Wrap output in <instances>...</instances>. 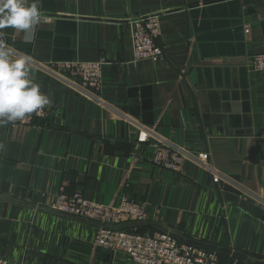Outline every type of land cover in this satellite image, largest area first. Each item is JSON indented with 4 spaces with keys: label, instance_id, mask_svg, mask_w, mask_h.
<instances>
[{
    "label": "crops",
    "instance_id": "crops-1",
    "mask_svg": "<svg viewBox=\"0 0 264 264\" xmlns=\"http://www.w3.org/2000/svg\"><path fill=\"white\" fill-rule=\"evenodd\" d=\"M40 10L30 42L6 28V43L34 63L104 59L102 88L92 99L30 66L51 112L0 127V255L19 264H130L93 247L96 221L51 210L58 193L77 190L111 207L137 200L144 231L264 264V221L223 195L264 210V71L250 67L264 52V0H40ZM147 13L159 16L165 62L126 64V22ZM141 87H149L152 124L129 112L128 90ZM159 140L192 157L178 171L155 166Z\"/></svg>",
    "mask_w": 264,
    "mask_h": 264
},
{
    "label": "built area",
    "instance_id": "built-area-1",
    "mask_svg": "<svg viewBox=\"0 0 264 264\" xmlns=\"http://www.w3.org/2000/svg\"><path fill=\"white\" fill-rule=\"evenodd\" d=\"M126 24L132 52V58L126 64L135 66L142 59H149L156 63L165 62L164 48L158 42L161 35L158 14L138 15L129 19ZM244 30L248 31V25H244ZM103 64L104 59H99L31 62L30 66L43 67L51 77L64 81L79 95L98 99L97 94L102 88ZM250 67L255 72L264 71V52L252 55ZM50 112L51 108L48 105L38 114L34 112L24 120L11 124H33L34 119H47ZM191 157L189 150L159 140L155 145L152 163L162 169L178 171L182 163ZM206 167L211 169L209 166ZM50 208L60 214L96 221L99 227L93 240V247L103 253L123 255L129 259L130 264H219L216 251L180 242L166 230L140 232L123 226L145 219L143 205L128 197H122L119 205L111 207L87 200L80 191L76 190L71 194L58 193L50 204ZM235 262H237L236 259ZM0 264L19 263L0 255Z\"/></svg>",
    "mask_w": 264,
    "mask_h": 264
},
{
    "label": "clouds",
    "instance_id": "clouds-1",
    "mask_svg": "<svg viewBox=\"0 0 264 264\" xmlns=\"http://www.w3.org/2000/svg\"><path fill=\"white\" fill-rule=\"evenodd\" d=\"M41 17L40 0H0V127L38 114L51 103L30 76L32 58L16 53L3 31L11 28L30 42Z\"/></svg>",
    "mask_w": 264,
    "mask_h": 264
},
{
    "label": "water",
    "instance_id": "water-1",
    "mask_svg": "<svg viewBox=\"0 0 264 264\" xmlns=\"http://www.w3.org/2000/svg\"><path fill=\"white\" fill-rule=\"evenodd\" d=\"M149 87H141V88H131L128 90L129 101V112L134 115L141 114L142 121L146 124L153 123V111H152V101L151 94L148 90ZM140 93V97L142 98L141 106H138V99L135 98ZM209 111V109H205L204 112ZM118 146L125 147L124 143H118ZM223 195L226 201L231 203L238 204L244 210L250 212L255 217L264 221V210L259 206L253 204L247 199L241 198L239 195L233 193L232 191L225 189L223 191ZM198 246L218 251L227 255H231L234 259L243 261L246 264H255L251 259H249L244 253L239 251H232L228 248H217L212 245H199Z\"/></svg>",
    "mask_w": 264,
    "mask_h": 264
},
{
    "label": "trees",
    "instance_id": "trees-1",
    "mask_svg": "<svg viewBox=\"0 0 264 264\" xmlns=\"http://www.w3.org/2000/svg\"><path fill=\"white\" fill-rule=\"evenodd\" d=\"M126 227H128V228H130V229H136L137 231H140V232H144V230H145V229H144L141 225H139L138 223L128 224V225H126ZM217 254H218V258H219V264H225V262H223V260L220 259V257H221V253L219 252V253H217ZM233 261H235V259H234ZM235 264H241V262L237 260V262H236Z\"/></svg>",
    "mask_w": 264,
    "mask_h": 264
}]
</instances>
